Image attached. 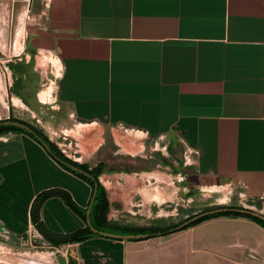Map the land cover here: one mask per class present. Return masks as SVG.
<instances>
[{
	"label": "crops",
	"instance_id": "0c3cea01",
	"mask_svg": "<svg viewBox=\"0 0 264 264\" xmlns=\"http://www.w3.org/2000/svg\"><path fill=\"white\" fill-rule=\"evenodd\" d=\"M17 51L0 61L10 115L52 110L63 126L46 124L50 141L104 169L110 223L151 227L172 188L207 211L241 203L264 214V0H34ZM171 168L177 184L156 177ZM91 195L33 138L0 136L9 259L42 264L32 250L45 245L61 264H264V228L246 218L73 240L92 227Z\"/></svg>",
	"mask_w": 264,
	"mask_h": 264
},
{
	"label": "trees",
	"instance_id": "16d2710c",
	"mask_svg": "<svg viewBox=\"0 0 264 264\" xmlns=\"http://www.w3.org/2000/svg\"><path fill=\"white\" fill-rule=\"evenodd\" d=\"M10 120L18 121V122L27 124L32 129H34V131L50 147L52 153L51 154L49 153V154L64 169L70 171L71 173H73L77 177L81 178L82 180H84L88 184H90V186L92 187V195H91V202H90V205H91V217H90L91 226L100 232L111 233V234H116V235H121V236L149 235L150 238L160 237V236L164 237V236H169V235L187 230L189 228L195 227V226L200 225L203 222H206L208 220L215 219V218H222V217H224V218H246V219H249V220L257 223L258 225H260L261 227L264 228V220H262V219H259V218L253 217V216H249V215H242V214L235 213V212H229V211L217 213V214H212V215L197 219V220L193 221L192 223H190L188 226H185L179 230H177V228L181 227L185 222L191 220L192 218H194L197 215L192 216L189 219H187V220H185V221H183L177 225L170 226L167 228H159V227H152V226L151 227H134V226H130V225L112 224L108 220L110 204H109V200L107 197V192L99 181V178H100L101 174L103 173L104 169L102 167L91 169L89 166L79 164V163L69 159L67 156H65V154L59 149V147L55 143L50 141V139L45 135V133L43 131L39 130L35 126H33L29 123H26L24 121L17 120L14 118H10ZM8 133L25 134V135L33 138L34 140H36L32 135H30L29 133H27L26 131H24L18 127L0 126V136L4 135V134H8ZM61 161L67 162L69 164H72V165L78 167L79 169L87 172L90 175V177H87L83 174L72 171L70 168H68L64 164H62ZM43 199L44 198H42V200ZM42 200H40V203ZM40 203L38 202V204H37V202H36L33 206V212L32 213H33L34 221H37L36 215H37ZM68 204L72 207V209H74L76 212H78L80 214V216L83 218V220L85 222L87 221L86 211L85 212L79 211L78 208L75 207L71 202H68ZM38 227H40V229H41L40 224L38 225ZM45 235H47V234L45 233ZM96 236H99V235L95 234L93 231L90 230V227L87 226L84 230L76 233L74 235V237H72V239L76 240V241H83V240H87V239H90V238H93Z\"/></svg>",
	"mask_w": 264,
	"mask_h": 264
},
{
	"label": "water",
	"instance_id": "95a60500",
	"mask_svg": "<svg viewBox=\"0 0 264 264\" xmlns=\"http://www.w3.org/2000/svg\"><path fill=\"white\" fill-rule=\"evenodd\" d=\"M34 0H0V60L5 59L7 57H16L18 54L17 44L20 37L23 34L27 12L32 9V4ZM3 45L4 47H1ZM9 98H8V88L5 78V73L0 64V126H15L18 127L30 135H32L50 154L51 149L48 144L27 124L12 121L10 120L9 115ZM53 155V154H52ZM66 167L70 168L72 171L83 174L87 177L90 175L79 169L78 167L69 164L67 162L61 161ZM235 212L242 215H249L259 219L264 220V215L260 212L252 210V209H242V208H218L211 211H207L201 213L191 220L185 222L181 227L177 228V230L188 226L193 221L222 212ZM90 211L88 212V224L90 225ZM91 230L98 235L103 237L118 239V240H134V239H142L147 238L149 235H137V236H121L111 233L100 232L93 227H90Z\"/></svg>",
	"mask_w": 264,
	"mask_h": 264
},
{
	"label": "rangeland",
	"instance_id": "374dc122",
	"mask_svg": "<svg viewBox=\"0 0 264 264\" xmlns=\"http://www.w3.org/2000/svg\"><path fill=\"white\" fill-rule=\"evenodd\" d=\"M21 43V42H20ZM11 57H7L4 60H8ZM1 61V60H0ZM6 78V75H5ZM7 83V80H6ZM8 108V107H7ZM52 111V110H51ZM51 111L44 110V113L42 115H38L37 117L33 116L32 114L26 115V114H18L16 113L15 116H11L10 118H14L17 120L24 121L26 123H29L39 130L46 132L48 135H50L47 131V125L46 124H54L57 125V128H60L63 126L62 122H60L57 117H51ZM1 118V117H0ZM173 168L169 171H164L161 174L157 175L156 177L164 179L165 181L170 180L169 182L173 185V182L177 184V175L173 173ZM172 197L173 195L175 198H172L170 202L164 200L163 205H165V211L164 215L159 218L158 222L154 223L152 227H159V228H167L170 226L177 225L187 219H189L192 216L201 214L202 212H205L209 210L210 208H205L200 205H196V202H184L182 196H180L179 192L172 188ZM223 206H226V204H222ZM233 208H242V209H251L247 207L244 204L241 203H234ZM255 210V209H252ZM264 215V214H263ZM38 248L33 249L32 252H38L43 253L44 256L48 257V260H44V264H61L59 256L61 255L59 252L57 253L55 249L50 248L49 246L42 245L39 247V245H36ZM42 247V248H41ZM29 252V251H28ZM10 255L5 254L2 249H0V264H20L17 261H14L13 259H9ZM42 263V264H43ZM33 264V263H30Z\"/></svg>",
	"mask_w": 264,
	"mask_h": 264
},
{
	"label": "bare ground",
	"instance_id": "6f19581e",
	"mask_svg": "<svg viewBox=\"0 0 264 264\" xmlns=\"http://www.w3.org/2000/svg\"><path fill=\"white\" fill-rule=\"evenodd\" d=\"M13 255H14V254H13ZM13 255H12V256H13ZM15 255H16V254H15ZM25 256H27V255H25ZM16 257H17V256H16ZM29 257H30V256H29ZM36 259H37V258H36ZM34 260H35V259H34ZM26 261H27V260H26ZM39 263H40V262H39ZM40 264H41V263H40ZM43 264H44V263H43ZM45 264H46V263H45Z\"/></svg>",
	"mask_w": 264,
	"mask_h": 264
}]
</instances>
